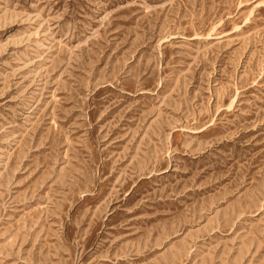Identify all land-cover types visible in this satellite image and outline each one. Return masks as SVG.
<instances>
[{"label":"rangeland","instance_id":"rangeland-1","mask_svg":"<svg viewBox=\"0 0 264 264\" xmlns=\"http://www.w3.org/2000/svg\"><path fill=\"white\" fill-rule=\"evenodd\" d=\"M0 264H264V0H0Z\"/></svg>","mask_w":264,"mask_h":264}]
</instances>
